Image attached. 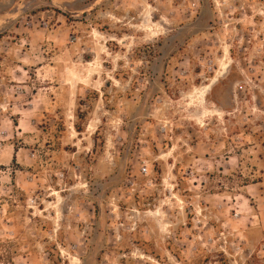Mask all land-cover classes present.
Returning <instances> with one entry per match:
<instances>
[{
	"label": "rangeland",
	"instance_id": "rangeland-1",
	"mask_svg": "<svg viewBox=\"0 0 264 264\" xmlns=\"http://www.w3.org/2000/svg\"><path fill=\"white\" fill-rule=\"evenodd\" d=\"M0 264H264V0H0Z\"/></svg>",
	"mask_w": 264,
	"mask_h": 264
},
{
	"label": "built area",
	"instance_id": "built-area-1",
	"mask_svg": "<svg viewBox=\"0 0 264 264\" xmlns=\"http://www.w3.org/2000/svg\"><path fill=\"white\" fill-rule=\"evenodd\" d=\"M141 173H142L143 175H148V173H149V168H148L147 166H144V167L142 168V170H141Z\"/></svg>",
	"mask_w": 264,
	"mask_h": 264
},
{
	"label": "bare ground",
	"instance_id": "bare-ground-1",
	"mask_svg": "<svg viewBox=\"0 0 264 264\" xmlns=\"http://www.w3.org/2000/svg\"><path fill=\"white\" fill-rule=\"evenodd\" d=\"M222 74V73H221ZM222 77V76H221ZM216 79V78H215ZM198 90H200V89H198ZM196 93H197V91H196ZM200 95H201V93H200ZM199 98V97H198ZM58 193H55V195H57Z\"/></svg>",
	"mask_w": 264,
	"mask_h": 264
}]
</instances>
